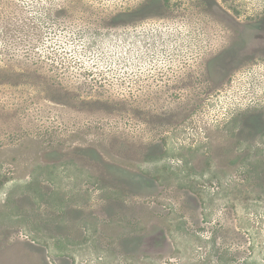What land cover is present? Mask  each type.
Returning <instances> with one entry per match:
<instances>
[{"label": "rangeland", "instance_id": "1", "mask_svg": "<svg viewBox=\"0 0 264 264\" xmlns=\"http://www.w3.org/2000/svg\"><path fill=\"white\" fill-rule=\"evenodd\" d=\"M0 264H264V0H0Z\"/></svg>", "mask_w": 264, "mask_h": 264}]
</instances>
